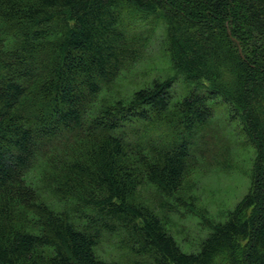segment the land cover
I'll use <instances>...</instances> for the list:
<instances>
[{"label":"trees","instance_id":"trees-1","mask_svg":"<svg viewBox=\"0 0 264 264\" xmlns=\"http://www.w3.org/2000/svg\"><path fill=\"white\" fill-rule=\"evenodd\" d=\"M160 27L187 93L118 97ZM216 111L255 152L252 186L185 253L139 192H180ZM105 235L149 264H264V0H0V264H111Z\"/></svg>","mask_w":264,"mask_h":264},{"label":"rangeland","instance_id":"rangeland-1","mask_svg":"<svg viewBox=\"0 0 264 264\" xmlns=\"http://www.w3.org/2000/svg\"><path fill=\"white\" fill-rule=\"evenodd\" d=\"M162 39L160 27L155 30L143 59L130 71L121 74L113 93L127 100L134 91L153 80L171 78L174 80L172 101L187 93L189 87L175 75L162 52ZM234 129V123L228 122L225 113L216 111L210 125L201 134L203 137L198 138L196 162L180 192L169 200L159 198L152 188L139 192L140 201L158 207L168 233L185 253L197 251L211 227L223 222L251 189L255 152L241 142ZM39 179L37 170L29 176L37 187ZM40 196L57 210L64 207L46 193ZM96 255L111 264H149L147 257L138 256L127 247L122 237L113 235L103 236Z\"/></svg>","mask_w":264,"mask_h":264}]
</instances>
